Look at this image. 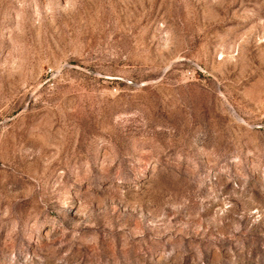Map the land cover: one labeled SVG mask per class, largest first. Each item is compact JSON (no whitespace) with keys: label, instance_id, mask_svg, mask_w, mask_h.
I'll return each instance as SVG.
<instances>
[{"label":"rangeland","instance_id":"1","mask_svg":"<svg viewBox=\"0 0 264 264\" xmlns=\"http://www.w3.org/2000/svg\"><path fill=\"white\" fill-rule=\"evenodd\" d=\"M0 264H264V0H0Z\"/></svg>","mask_w":264,"mask_h":264}]
</instances>
